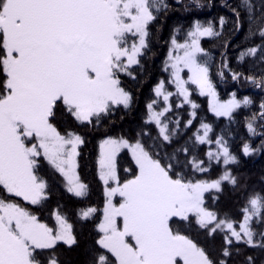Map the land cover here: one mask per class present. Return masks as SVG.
<instances>
[{
    "label": "snow or ice",
    "instance_id": "6c2138e0",
    "mask_svg": "<svg viewBox=\"0 0 264 264\" xmlns=\"http://www.w3.org/2000/svg\"><path fill=\"white\" fill-rule=\"evenodd\" d=\"M194 2L200 6L199 0ZM241 6L248 9L249 29L259 35L261 44L242 51L238 59L259 52L264 61V4L258 15L250 0H241ZM168 7L165 0H0V264H61L58 244L77 243L72 225L59 209L52 212L56 224L50 227L29 207L42 206L49 196L47 182L37 174L40 159L64 178L68 193L87 195L88 186L76 172L83 138L72 131L62 134L57 122L70 117L81 125L92 124L93 119L99 123L114 107L131 106L133 97L121 86L120 75L135 79L131 69L148 48L149 24L156 19L155 12ZM232 10L239 30L240 12ZM224 23L221 17L220 25ZM218 35L211 24L204 27L197 22L183 43L173 37L165 70H170L167 83L176 92L168 91L161 80L153 91L165 106L156 111L153 100L145 121L155 124L163 143L171 144L180 127L179 119L166 116L171 96L182 97L177 107L189 104L193 109L185 128L196 117L198 105L190 99L189 84L210 98L209 109L217 117L231 119L236 109L252 103L248 96L237 99L235 93L225 102L217 98L207 62H202L208 53L200 38ZM221 67L232 80L243 78L264 89V76L234 72L227 60ZM185 70L187 79L181 75ZM219 75L223 79L225 72ZM259 108L246 124L253 136L257 135L254 121L264 120V101ZM172 123L176 127L170 128ZM211 131L202 122L195 142L212 143ZM143 135L150 134H137ZM215 144L216 150L207 153L209 162L222 161L225 170L218 179L207 181L187 178L188 165L194 172L207 171L195 157L180 165L177 153L187 157V147L176 149L165 162L139 138L134 143L123 136L103 139L97 165L105 202L90 264H229L236 244L264 248V232L253 227L264 224V196L248 197L238 228L236 221L205 206L204 194L209 190L222 192L225 183L240 186V178L227 167L238 164V157L222 136ZM261 149L264 142L260 148L245 143L242 153L247 157ZM123 150L130 154L131 165L124 169L128 178L122 180L118 157ZM98 211L88 207L78 215L87 220ZM193 222L207 237L223 234L217 255L185 234ZM247 264H254L252 257H247Z\"/></svg>",
    "mask_w": 264,
    "mask_h": 264
},
{
    "label": "trees",
    "instance_id": "16d2710c",
    "mask_svg": "<svg viewBox=\"0 0 264 264\" xmlns=\"http://www.w3.org/2000/svg\"><path fill=\"white\" fill-rule=\"evenodd\" d=\"M169 5L167 10L161 9L155 12L156 19L149 24V37L147 38L148 48L140 57V64L134 65L131 69L135 79L131 76L121 74V86L131 93L133 99L129 108L122 105L114 107L111 114L101 118L99 123L93 119L92 124H79L72 118L59 119L58 130L64 134L68 131L75 132L83 138L84 143L79 146L77 156V174L80 180L88 186L87 195L75 197L68 193L65 188L64 178L56 172L47 161L40 159L37 174L48 184L49 196L42 206H29L38 218L55 227V219L52 216L54 210L59 209L72 225L73 235L77 243L71 247L60 242L57 246V253L61 264H90L91 257L99 238L96 225L99 223L104 204V185L98 173L97 159L99 156L100 142L106 137H120L129 141H136L137 138L149 147L153 153L165 159L175 153L176 149L187 147L188 156L183 152L177 153L180 165L183 166L187 160L195 157L204 162L206 172H194L191 165L184 168L187 178L195 180L211 181L221 176L225 170L222 161L209 162L207 153L216 150L215 140L222 136L227 141L230 151L238 157L239 163L229 165L234 175L240 178V186L233 188L225 183L222 192L209 190L204 194L205 206L216 212L221 218L227 216L236 221L238 228L242 220L241 209L245 206L250 195L260 194L264 196V149L251 156H244L242 146L248 143L252 148H260L264 142V120L254 121L257 135H250L246 127L247 122L254 114L260 111V104L264 101V89L256 88L252 83L241 78L234 81L227 69H222V62L227 60L229 68L234 72L243 73L244 76L253 75L257 78L264 76V61H261L258 52L257 56L245 57L239 60L240 53L248 48L261 44L259 35H253L249 29V12L246 7L241 6V0H199L197 7L194 0H165ZM254 5V14L258 15L264 0H250ZM240 12L242 26L236 30V15L232 9ZM225 23L220 25V18ZM207 27L212 25L219 33L218 36H204L200 45L208 53L202 57L209 67V76L215 87L219 99H228L233 93L236 98L242 100L248 96L252 103L248 106H241L236 109L231 119L228 117H217L208 109V101L205 96L198 93L194 85H189L193 102L198 105L195 109L196 117L192 124L185 128V123L190 119L189 113L193 111L189 104H180V98L174 95L171 98V111L166 113L170 120L179 119L180 127L178 134L172 139L171 144L163 143L158 139V130L155 124L145 123L148 119L147 105L153 100L157 103L155 109L163 107L161 98L156 97L153 89L161 81H165L167 90H173L169 70H165L167 53L171 41L175 37L178 41H185L187 33L191 31L196 23ZM225 72L222 79L219 75ZM209 124L212 131L209 139L212 143L197 144L195 133L200 129L201 123ZM174 123L170 128H174ZM138 133H149L138 137ZM202 134V130H201ZM156 138V139H154ZM173 163H175L173 161ZM131 165V157L127 150H123L118 157L119 174L122 178H128L124 169ZM134 167V166H133ZM214 197H217L214 199ZM23 203V201H20ZM95 207L98 211L93 217L82 220L78 213L81 209ZM258 232H264V224H254ZM201 246L206 247L210 255L218 254L223 244V234H217L215 238L207 237L203 230H198L193 222L186 233ZM259 240V236L256 237ZM239 249V251H237ZM233 256L229 264H247V257H252L254 264H264V248L249 247L246 244H236L233 249Z\"/></svg>",
    "mask_w": 264,
    "mask_h": 264
},
{
    "label": "rangeland",
    "instance_id": "374dc122",
    "mask_svg": "<svg viewBox=\"0 0 264 264\" xmlns=\"http://www.w3.org/2000/svg\"><path fill=\"white\" fill-rule=\"evenodd\" d=\"M202 38V37H201ZM201 38H200V42H201ZM130 43H131V38H130V41H129ZM180 43H183L184 41H179ZM201 46V45H200ZM170 47H171V44H170ZM169 50H170V48H169ZM169 50H168V53H169ZM168 53H167V57H168ZM167 60V59H166ZM169 72H170V70H169ZM181 75L182 76H184V78L185 79H187V72H186V70H185V72H183V73H181ZM189 85H192V84H189ZM189 85H188V88H189ZM173 86V90H168V91H170V92H173V93H175L176 92V89H175V87H174V85H172ZM195 86V85H194ZM196 87V86H195ZM190 90V89H189ZM198 91V90H197ZM198 93H199V91H198ZM174 96V95H173ZM173 96H171L170 98H169V105L171 106V98L173 97ZM206 98H207V101H208V109H209V97L207 96V95H204ZM179 97V96H178ZM161 99H162V102L164 103V101H163V98L162 97H160ZM180 98V101L182 102V97H179ZM217 98L219 99V97L217 96ZM190 99L193 101V99H192V97H191V93H190ZM230 98H228V99H219V101L220 102H225V101H227V100H229ZM165 106V104L163 105V107ZM163 107H160L159 109H155L156 111H160ZM210 110V109H209ZM211 113H213L212 111H210ZM214 114V113H213ZM215 115V114H214ZM131 142H135V141H131ZM78 150H79V147H78ZM100 150V149H99ZM42 158V157H41ZM76 161H77V158H76ZM76 172H77V168H76ZM99 173V172H98ZM219 178V177H218ZM218 178H216V179H218ZM215 180V179H214ZM65 182V181H64ZM82 182V181H81ZM104 185V184H103ZM105 187V186H104ZM104 192V191H103ZM104 197H105V194H104ZM104 202H105V200H104ZM117 202H118V198H117ZM103 207H104V204H103Z\"/></svg>",
    "mask_w": 264,
    "mask_h": 264
}]
</instances>
